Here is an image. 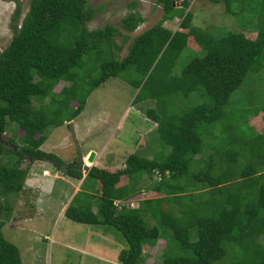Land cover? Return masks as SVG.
<instances>
[{
	"label": "trees",
	"instance_id": "trees-1",
	"mask_svg": "<svg viewBox=\"0 0 264 264\" xmlns=\"http://www.w3.org/2000/svg\"><path fill=\"white\" fill-rule=\"evenodd\" d=\"M190 1L175 6L174 0H155L161 19L136 35L119 58L122 47L113 40L117 28H87L95 14L89 0H29L0 52V264H23L18 248L2 233L12 217L11 198L28 174L23 162L50 163L61 175L81 179L79 164L68 165L40 146L49 126L76 118L92 91L110 77L137 90L132 104L153 103L145 115L170 151L162 160L129 154L118 169L93 165L84 181L91 177L97 186L96 209V196L86 194L92 201L82 202L80 190L65 218L116 231L125 242L119 264H145L150 254L143 250L157 245H162L161 264H264V104L251 114L262 126L249 123L250 137L233 133L217 137L216 144L204 142L247 74L264 69V0H259L255 32L250 22L247 29L221 37L194 25ZM201 1L224 2L228 11L233 0ZM135 5L120 20L126 33L144 22ZM174 18L178 29L164 27ZM186 49L202 55L176 73ZM59 83L65 85L55 92ZM192 93L202 102L187 105ZM143 188L152 197L128 208L124 203Z\"/></svg>",
	"mask_w": 264,
	"mask_h": 264
},
{
	"label": "rangeland",
	"instance_id": "rangeland-1",
	"mask_svg": "<svg viewBox=\"0 0 264 264\" xmlns=\"http://www.w3.org/2000/svg\"><path fill=\"white\" fill-rule=\"evenodd\" d=\"M28 2L29 0H0V52L19 27L27 12ZM134 2L135 10L143 17L144 22L134 32L126 33L120 28V20ZM177 2L179 0H175V5L178 6ZM88 5L95 9L93 18L86 25L89 30L102 28L106 24L119 30L120 34L113 36L115 44L122 47L119 58L126 54L132 39L156 24L162 15L155 0H89ZM226 8L224 2L192 0L188 10L195 15V26L217 37L247 29L250 22L251 31H254L260 8L259 0H240L238 3L233 0L229 12ZM178 23L179 19L174 18L163 25L175 31ZM201 55L199 50H184L177 60L174 72L179 73L189 60ZM64 85L65 83H59L54 91L57 92ZM136 91L124 80L110 77L92 91L84 110L76 118L60 126L47 128V138L40 150L72 165L78 163L80 154L87 160V151L92 149L100 154L96 155L98 160L96 163L86 162L84 158L83 164L85 162L89 167L97 164L101 168H122L125 158L134 153L146 159H164L169 154V147L158 140L154 131L156 124L145 115L146 109L153 107V103L132 104ZM201 99L200 95L192 93L187 105L199 104ZM263 104L264 69L247 74L242 84L232 93L224 118L207 130L213 136H206L204 142L216 144L217 137L232 138L233 133L250 137L249 123L256 127L262 126L251 114ZM224 129L226 132L222 133ZM16 133L22 135L21 130ZM10 136V132L6 133L3 140ZM260 148L261 146L256 149ZM49 165L50 163L41 161L23 162L22 166L28 167V174L21 192L11 198L14 207L11 219L2 228L4 238L18 248L23 264H119L117 255L125 247L122 237L113 229L82 225L66 219L64 210L72 198H66V194L71 191L64 189L65 186L61 183H52L40 176L42 169H48ZM31 170L37 177H34ZM48 171L51 174L55 171L60 176L56 170ZM90 178L84 182V189L81 188L84 193H80L77 198L88 203L92 198L86 194L96 196L92 201L95 210L99 194L94 190L95 183ZM156 178L157 174H154L153 179ZM149 183L145 180L143 185L147 186ZM151 197V193L143 188L128 203H123L128 208H137L139 200ZM115 203L120 205L118 201ZM73 205L80 206L81 203L73 201ZM161 248L162 245H157L154 250L144 249V254H150L145 264H161Z\"/></svg>",
	"mask_w": 264,
	"mask_h": 264
},
{
	"label": "crops",
	"instance_id": "crops-1",
	"mask_svg": "<svg viewBox=\"0 0 264 264\" xmlns=\"http://www.w3.org/2000/svg\"><path fill=\"white\" fill-rule=\"evenodd\" d=\"M42 147V146H41ZM87 152H94L92 149H89ZM94 158H93V162H95L96 163V161L98 160V158L96 159V155L97 156H99L100 154L99 153H96V151L94 152ZM84 156L82 155V154H80L79 155V161H78V163L76 162V164H79V169H80V171H81V173H82V177H81V179H75V178H69V177H67V176H64V175H61L60 173H58V174H60V176H57V174H56V172L55 171H53L54 170V168L51 166V165H49V170H52L53 172H55V174L54 175H52L51 177H45V176H43V178L46 180V181H51L52 183H55V182H58V183H61V184H63L65 187H64V189H66V190H69V191H71V193H69V194H66V198H73V196L78 192V191H80L81 190V188H82V186L84 185V183H83V185H82V182L84 181V178H85V174L87 173V171L89 170V169H86V170H84L83 168H81L82 166H83V161H84ZM85 160H86V158H85ZM86 162H87V160H86ZM94 164V163H93ZM95 165H97V164H95ZM86 166H87V164H86ZM48 169H42V170H48ZM83 170V171H82ZM31 172H33L35 175H34V177H37V174L34 172V171H32L31 170ZM32 177H33V175H31ZM40 176H41V174H40ZM42 177V176H41ZM63 178H65V179H63ZM69 179V180H67V179ZM48 179V180H47ZM67 180V181H66ZM86 181V180H85ZM84 181V182H85ZM94 190L97 192V186L95 185L94 186ZM64 191L65 190H63L62 191V194L64 193ZM71 198V199H72Z\"/></svg>",
	"mask_w": 264,
	"mask_h": 264
},
{
	"label": "clouds",
	"instance_id": "clouds-1",
	"mask_svg": "<svg viewBox=\"0 0 264 264\" xmlns=\"http://www.w3.org/2000/svg\"><path fill=\"white\" fill-rule=\"evenodd\" d=\"M181 2H183V0H179V2H177V4H178V6L180 5V3ZM176 3H175V0H174V5H175ZM175 6H177V5H175ZM52 166V165H51ZM92 167V166H91ZM91 167H89V166H86V164H85V162H84V164H83V166L81 167V168H83L84 170H86V169H90ZM55 170V169H54ZM52 171V170H51ZM58 173V172H57ZM40 174H41V176H45V177H51L52 175H54L55 174V172H53L52 174L51 173H49V171L48 170H42L41 172H40Z\"/></svg>",
	"mask_w": 264,
	"mask_h": 264
},
{
	"label": "water",
	"instance_id": "water-1",
	"mask_svg": "<svg viewBox=\"0 0 264 264\" xmlns=\"http://www.w3.org/2000/svg\"><path fill=\"white\" fill-rule=\"evenodd\" d=\"M94 155H95L94 152H90L89 153V156L87 158L88 162H92L93 161Z\"/></svg>",
	"mask_w": 264,
	"mask_h": 264
}]
</instances>
